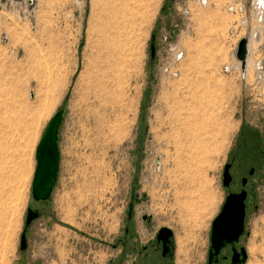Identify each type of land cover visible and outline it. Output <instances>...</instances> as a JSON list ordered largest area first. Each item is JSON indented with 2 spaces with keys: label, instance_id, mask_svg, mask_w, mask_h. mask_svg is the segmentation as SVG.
<instances>
[{
  "label": "rangeland",
  "instance_id": "1",
  "mask_svg": "<svg viewBox=\"0 0 264 264\" xmlns=\"http://www.w3.org/2000/svg\"><path fill=\"white\" fill-rule=\"evenodd\" d=\"M229 2L0 0V264H147L139 255L164 227L173 264H208L212 223L253 165L237 246L245 264H264V51L252 36L244 76L236 50L245 16ZM60 109L58 179L37 202L36 149ZM243 158L225 188L226 164ZM28 208L41 216L22 251ZM130 209L135 256L112 247Z\"/></svg>",
  "mask_w": 264,
  "mask_h": 264
},
{
  "label": "water",
  "instance_id": "2",
  "mask_svg": "<svg viewBox=\"0 0 264 264\" xmlns=\"http://www.w3.org/2000/svg\"><path fill=\"white\" fill-rule=\"evenodd\" d=\"M155 35L152 36L151 57H155ZM249 40L247 37L240 40L236 50V58L241 63L244 75L249 55ZM64 110H58L50 119L44 129L42 138L36 149V170L33 178L32 196L37 202L47 201L54 190L60 169L59 131L63 122ZM231 164H226L223 172V185L229 188L232 182L230 172ZM245 182V180H244ZM248 193L245 189L238 193H229L222 206L221 212L212 223L210 248L208 252V264H218L221 255L227 246H231V264H245L249 255L245 247L238 249L237 244L246 233V200ZM37 209L28 208L25 221V230L21 235L20 249L24 251L28 247L26 230L40 217ZM174 235L170 228H161L158 240L166 246L170 237ZM227 259V258H226Z\"/></svg>",
  "mask_w": 264,
  "mask_h": 264
},
{
  "label": "flooded vegetation",
  "instance_id": "3",
  "mask_svg": "<svg viewBox=\"0 0 264 264\" xmlns=\"http://www.w3.org/2000/svg\"><path fill=\"white\" fill-rule=\"evenodd\" d=\"M247 146H248V144L245 142L243 144V149H246ZM263 157H264V152L260 149V160H259L260 162L264 161V160H262ZM246 160H247V158L241 159L240 162H239L240 163L239 166L235 165L236 164L235 161L227 163V164H231L230 172H231V175H232V182L230 184V187L227 188V189L230 190L233 185L237 184L238 178H236L237 175L234 174V171L237 170V168H239L240 170L241 169L244 170ZM257 163H259V162L257 161ZM256 168L257 167L255 165L249 167V169L247 171L249 173V177L242 176L240 174L241 176H240V180L239 181L241 182V190L239 192H241L243 189H245L247 191V193H248V197H247V200H246V206L247 207H248L249 197H251L250 196V194H251L250 186L252 185V178L256 175V170H257ZM263 169H264V165H263ZM244 180H245V182H244ZM229 193H232V191L230 190ZM40 216H41V214H40ZM246 217H247V215H246ZM133 219L134 218H133V215H132V211L130 209L129 212H128L127 221H126L128 223V226L125 228L123 238H119V239L117 238V242L112 244L113 248L122 247L124 250L130 251V255L131 256H135L134 255L135 244L131 242L132 240L130 239L127 242H118V241L123 240L125 238L127 231L129 233V230L131 228V224L133 222ZM159 231L156 233V236L154 238V243H151L149 246H144L143 247V251H141V254L139 255V257L143 258L145 260H148L147 264H173L174 261H175V250H176L175 243H174V235L172 237H170V239L167 242L166 246H164V243L162 241H159L158 238H157ZM26 234H27V230H26ZM133 246H134V249H133ZM237 247H238V249H240L242 246H237ZM225 250H228V251L230 250V254L229 255L224 254ZM224 251H223V253L221 255V258H224V259L227 258V260H229L230 263H231V257H232L231 246H227L224 249ZM135 257H131L129 259L130 264H137V263L134 262V260L138 259V257L137 258H135Z\"/></svg>",
  "mask_w": 264,
  "mask_h": 264
},
{
  "label": "built area",
  "instance_id": "4",
  "mask_svg": "<svg viewBox=\"0 0 264 264\" xmlns=\"http://www.w3.org/2000/svg\"><path fill=\"white\" fill-rule=\"evenodd\" d=\"M196 4L201 7H207L210 0H196ZM227 10L233 14L244 15L241 20L240 30L245 27V35L249 40V54L251 52L250 39L254 36L255 40L260 41V49L264 51V0H230L227 3ZM255 25H257L255 27ZM232 35L238 34L240 31L232 28ZM240 42V41H239ZM260 62H258V66Z\"/></svg>",
  "mask_w": 264,
  "mask_h": 264
},
{
  "label": "bare ground",
  "instance_id": "5",
  "mask_svg": "<svg viewBox=\"0 0 264 264\" xmlns=\"http://www.w3.org/2000/svg\"><path fill=\"white\" fill-rule=\"evenodd\" d=\"M152 5H153V4H152ZM155 7H156V6H155ZM155 7H154V8H155ZM154 10H156V9H154ZM156 11H157V10H156ZM156 11H155V12H156ZM153 12H154V11H153ZM155 12H154V13H155ZM248 46H249V43H248ZM248 57H249V55H248ZM211 64H212V63H211ZM197 66H198V65H197ZM211 67H212V66H211ZM207 68H208V67H207ZM247 68H248V60H247V67H246V71H245V73H244V76L246 75ZM192 70H193V69H192ZM182 72H183V71H182ZM201 72H202V71H201ZM204 72H205V71H204ZM241 72H242V70H241ZM198 73H199V72H198ZM199 74H200V73H199ZM199 74H198V75H199ZM242 74H243V73H242ZM208 76H209V75H208ZM186 78H187V77H186ZM184 79H185V78H184ZM202 79H203V78H202ZM205 79H206V78H205ZM209 79H210V78H209ZM187 80H188V79H187ZM183 81H184V80H183ZM189 81H190V79H189ZM184 82H185V81H184ZM193 82H194V81H193ZM182 84H183V82H182ZM205 84H206V83H205ZM189 85H190V84H189ZM193 85H194V84H193ZM197 85H198V84H197ZM212 85H213V84H212ZM181 86H182V85H181ZM203 86H204V85H203ZM221 87H222V86H221ZM186 88H187V87H186ZM210 88H211V87H210ZM178 89H179V88H177V91H178ZM182 89H183V87H182ZM193 89H194V88H193ZM205 90H206V88H205ZM205 90H204V91H205ZM208 90H209V89H208ZM179 91H180V92H183L184 90H183V91L179 90ZM192 91H193V90H192ZM175 93H176V92H175ZM185 93H187V92H185ZM192 93H193V92H192ZM192 93H191V94H192ZM205 93H206V92H205ZM205 93H204V94H205ZM177 94H178V93H177ZM177 94H176V95H177ZM188 94H189V92H188ZM191 94H189V95H191ZM200 94H201V93H200ZM183 95H184V94H183ZM183 95H181V96L183 97ZM206 95H207V94H206ZM184 96H185V95H184ZM196 96H197V95H196ZM198 96H199V95H198ZM218 96H219V94H218ZM199 97H200V96H199ZM199 97H198V99H199ZM201 97H202V96H201ZM209 97H210V96H209ZM180 98H181V97L178 98L179 100H178L177 98H176V99L180 102ZM183 98L185 99V97H183ZM193 98L195 99V96H193ZM193 98H192V99H193ZM210 98H211V97H210ZM218 98H219V97H218ZM222 98H223V97H222ZM173 99H175V98H173ZM186 99H187V98H186ZM190 99H191V97H190ZM194 99H193V100H194ZM170 100H171V99H170ZM193 100H192V101H193ZM201 100H203V98H202ZM201 100H200V101H201ZM205 100H206V99H205ZM181 101H183V100H181ZM184 101H185V100H184ZM186 101H187V100H186ZM196 101H197V100H196ZM198 101H199V100H198ZM222 101H223V99H222ZM187 102H188V101H187ZM187 102H186V103H187ZM190 102H191V101H190ZM205 102H207V101H205ZM182 103H185V102H182ZM188 103H189V102H188ZM192 103H193V102H192ZM194 103H196V102H194ZM200 103H201V102H200ZM203 103H204V102H203ZM221 103H223V102H221ZM179 104H181V102H180ZM196 104H198V102H197ZM209 104H211V103L209 102ZM176 105H177V102H176ZM181 105H182V104H181ZM181 105H178V106H181ZM184 105H185V104H184ZM184 105H183V106H184ZM187 105H189V104H187ZM190 105H191V103H190ZM190 105H189V106H190ZM194 105H195V104H194ZM199 105H200V104H199ZM202 105H204V104H202ZM202 105H200V106H202ZM206 105H207V104H206ZM191 106H192V105H191ZM200 106H199V107H200ZM219 106L222 107V105H219ZM172 107H173V106H172ZM175 107H176V106H175ZM185 107H187V106L185 105ZM194 107H196V105H195ZM202 107H203V106H202ZM221 107H220V110H221ZM187 108H188V107H187ZM196 108H198V107H196ZM196 108H195V110L192 108V110L196 111V110H197ZM215 108H216V107H215ZM169 109H170V108H169ZM185 109H186V108H185ZM198 109H201V108H198ZM210 109H211V108H210ZM173 110H174V109H173ZM173 110H172V112L175 111V110H174V111H173ZM183 110H184V109H183ZM186 110H187V109H186ZM186 110H184V111H186ZM188 110H189V109H188ZM216 110H217V109H216ZM170 111H171V110H170ZM177 111H178L179 113H181L180 110L177 109ZM181 111H182V110H181ZM184 111H183V112H184ZM194 111H193V112H194ZM197 111H198V110H197ZM204 111H206V110L204 109ZM207 111H208V110H207ZM175 112H176V111H175ZM200 112H201V111H200ZM179 113H178V115H179L178 117H179V119H180L182 116L180 117V114H179ZM188 113H189V112H187V114H188ZM191 113H192V112H191ZM191 113H189V115H190ZM204 113H205V112H204ZM207 113H208V112H207ZM207 113H206V114H207ZM184 114H186V113H184ZM184 114H183V115H184ZM187 114H186V115H187ZM192 114H193V113H192ZM194 114H195V113H194ZM194 114H193V115H194ZM196 114H197V112H196ZM196 114H195V115H196ZM171 115L173 116V113H171ZM193 115H192V118H193ZM199 115H200V114H199ZM199 115H197V116H199ZM169 116H170V115H169ZM176 116H177V115H175V121H177V120H176ZM190 116H191V115H190ZM190 116H189V117H190ZM202 116H204V114H203ZM183 117H184V116H183ZM183 117H182V118H183ZM200 117H201V116H200ZM172 118H173V117H172ZM172 118H171V120H174V119H172ZM182 118H181V119H182ZM190 118H191V117H190ZM192 118H191V119H192ZM195 118H196V117H195ZM198 118H199V117H198ZM179 119H178V120H179ZM191 119H189V121H191ZM193 119H194V118H193ZM194 120H195V119H194ZM201 120H202V119H201ZM183 121H184V120H182V122H183ZM186 121H187V120H186ZM207 121H208V120H207ZM180 122H181V121H180ZM203 122H204V121H203ZM173 123H175V122H173ZM183 123H184V122H183ZM183 123H182V124H183ZM185 123H186V122H185ZM190 123H191V122H190ZM192 123H193V122H192ZM195 123H196V122H195ZM206 123H207V122H206ZM170 125H171V123H170ZM176 125H178V124H176ZM176 125H175V126H176ZM195 125H196V124H195ZM202 125H203V124H202ZM182 126H183V125H182ZM187 126H189V125H187ZM190 126H191V125H190ZM172 127H173V126H171V128H172ZM176 127H177V126H176ZM171 128H170V129H171ZM177 128H178V127H177ZM177 128H176V129H177ZM180 128H181V126L179 127V130H180ZM195 128H196V127H195ZM174 129H175V128H174ZM181 129H182V128H181ZM172 130H173V128H172ZM204 130H205V129H204ZM184 131H185V130H184ZM186 133H187V132H186ZM169 138H170V137H169Z\"/></svg>",
  "mask_w": 264,
  "mask_h": 264
},
{
  "label": "trees",
  "instance_id": "6",
  "mask_svg": "<svg viewBox=\"0 0 264 264\" xmlns=\"http://www.w3.org/2000/svg\"><path fill=\"white\" fill-rule=\"evenodd\" d=\"M130 237H132V229L131 228L129 230V233H128V231L126 232L125 238L123 240L118 241V242H127L130 240Z\"/></svg>",
  "mask_w": 264,
  "mask_h": 264
}]
</instances>
